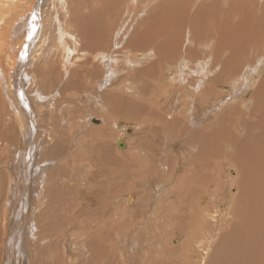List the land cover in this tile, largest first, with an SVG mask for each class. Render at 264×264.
Instances as JSON below:
<instances>
[{"label":"rangeland","instance_id":"rangeland-1","mask_svg":"<svg viewBox=\"0 0 264 264\" xmlns=\"http://www.w3.org/2000/svg\"><path fill=\"white\" fill-rule=\"evenodd\" d=\"M0 1V106L4 104L6 108L3 111L0 107V120L15 124L13 130L19 135L5 155L0 146V179L5 178L0 191V264L11 233L8 232L12 227L10 221L15 223L18 218L12 216L17 203L9 193L10 187L16 189L11 179L17 178L11 155L20 144L24 148L20 126L26 121L20 125L15 117L1 78L6 80L14 71L17 52L28 35L22 33L12 40L13 24H18L33 8L40 9V37L34 40L25 68L15 73L24 71L23 85L33 103V143L38 145L35 151L41 157L37 159V155L32 162L36 166L38 161L39 170L34 171L36 179L30 185V212L25 222H29L31 229L28 232L23 228L20 235L23 250L19 251V264H195L196 253L199 257L202 246L210 243L211 228H203V224L214 222L216 212L221 216L228 213L234 204L228 194L237 195L239 188L233 145L224 142L220 157L209 152L210 166L206 169L205 157L198 156L199 144L189 142L188 134L199 122L201 127H208L210 123L219 132L230 130L229 135L243 140L250 131L260 138L258 150L264 153V119L262 126L254 127L259 123V116L255 114L258 112H253L254 106L245 104L261 84L264 64L255 69L246 64L248 60L255 64L254 54L245 57L241 72L244 71L245 82L251 86L244 89H239L244 81L242 75L222 81L220 71L213 72L215 65L222 62L221 56L214 61L207 58L212 70L208 75L191 71L187 73L189 78H184L179 73L181 68H172L164 60L162 64L166 66L160 70V78L146 76L141 73L155 60V55L150 60L147 53L122 52L124 46L115 45L111 49L118 52L114 54L117 57L103 51L107 60L99 62L91 52L100 48L87 43L89 34L82 33L88 22L101 23L105 31L106 26L105 35H116L119 26L126 22L133 27L129 11L137 15L134 7L140 3L134 4L132 0L121 3L118 0L108 5L107 0H63L65 4L61 0ZM259 1L262 0L256 3ZM79 2L81 8L76 13ZM118 11L128 21L122 22L121 16L116 17ZM261 12L262 9L258 10L259 15ZM73 13L78 14L77 18ZM108 24H113L114 32ZM120 41L121 38L116 42ZM65 49H71L69 57ZM199 59L194 63L195 68L206 69L208 62L201 64ZM97 67L103 69L102 74L94 73ZM45 69L49 72L45 73ZM112 70H115L113 79L103 76ZM137 74L140 75L135 77ZM183 78L187 81L183 82ZM99 80L105 81L104 86H97ZM119 81L128 91L124 85H117ZM232 81L241 83L233 87ZM188 82L191 84L184 88ZM117 90L121 95L115 104L110 97ZM129 96L135 101L130 102ZM196 98L202 102V110L195 107ZM142 99L147 108L133 107ZM123 107L128 112L124 113ZM209 113H212L210 117ZM93 118L99 123L93 122ZM172 120L177 122L174 128ZM214 122L219 123L212 127ZM4 124L0 125V132ZM182 128L187 130L184 132ZM121 138L129 144L127 149L117 146ZM191 173L188 183L185 174ZM207 173L213 174L210 189H214L213 184L218 187L202 199L206 215L193 213L195 227L188 222L189 210H185L186 190L196 184L203 198ZM181 213L187 217L184 219ZM31 216L34 221L30 220ZM215 240L206 263L202 264L208 263ZM189 242L191 245H186ZM196 264H201L200 260Z\"/></svg>","mask_w":264,"mask_h":264},{"label":"bare ground","instance_id":"bare-ground-1","mask_svg":"<svg viewBox=\"0 0 264 264\" xmlns=\"http://www.w3.org/2000/svg\"><path fill=\"white\" fill-rule=\"evenodd\" d=\"M61 1V3H64L63 0ZM117 1L118 0H107L106 5L115 4ZM121 1L122 0H120L119 3H121ZM132 1L134 4L140 3V6L134 7V12L137 13V15L129 11L133 27L130 26L131 24H127L126 21H128V19L123 18L122 13L118 11L116 17L121 16L122 22L126 23L119 26L117 32L115 31L116 35H112V33L111 35H105L108 33V28L105 26V31L101 23L88 22L85 25V29L82 30L84 36L89 34L87 43L92 45V47L100 48V50L95 49L92 50V52L90 51L93 53L92 56L99 59V62L101 59H103V61L107 60L106 55L103 56V51L112 55L118 54L117 51L113 52L114 50L111 48L115 45H119V47L124 46V49H121L122 52L130 53L135 51L139 52V54L140 52L141 54L147 53L150 60L154 59L155 55V60L144 68L141 73L142 75L160 78V70H163L166 66L162 64V62L166 60L170 67L175 68L178 66L182 69V72L179 71L182 77L189 78L188 74L191 73V71L196 72L197 75H208L212 73L210 59L207 58H212L214 61L221 56L222 62L215 65V70L213 72L220 71L219 77L223 79L222 81L233 80L232 77L239 78L242 75L241 79H244V81L239 89L251 86V84L245 82L247 78L244 75V71L241 72L244 69L242 62H246V60H244L245 57L248 54H254L255 64L250 62V60H248L246 64L247 66H253L255 69L264 64V0L258 3H256V0H149V3H147L148 0ZM0 4H2L1 1ZM75 7V12L77 13L81 8V3H77ZM35 9H31L26 17L23 15L18 24L17 22L13 24V32L11 33L12 40H16L14 37L17 35L21 36L22 33L28 35L24 39V42L21 43L20 49L17 52L18 61L13 67L14 71L9 75V78L6 77V80L3 76L1 78L4 92L9 101L11 110L16 115L15 117L20 121V125H23V122L26 120L24 125L20 126L22 127L21 132L19 130L25 144L24 148H22L23 143L20 144L19 148H14L11 155L13 171L16 173V177L19 178L18 181L17 178L11 179L12 182L15 183L16 189L10 187L9 193L11 194L10 198L17 203L14 207L15 210L12 212V216H18V218L15 223L13 220L10 221L12 227L9 228L8 232L11 233L7 248L4 252L2 264H19V251L22 249L20 246L22 242L20 244L19 241L20 235L23 233V228L28 229V232L31 229L29 222H25L26 216L30 212L28 202L29 194H31L30 185H32L31 183L36 179L34 177V171L39 170L38 161L35 163L37 167L32 165L34 157L36 159L38 155L35 151L38 145L33 143L35 132V124L32 121L34 117L33 103L25 85H23L26 81L22 77L24 71L22 74L15 73L25 68L34 47V40L40 37L39 34L42 28L40 9ZM261 9L262 12L261 15H259L258 10ZM114 11H116V7H114ZM37 12H39V14ZM72 15H76L77 18L78 14L73 13ZM99 25L102 28H100ZM108 25L111 26L110 28L114 32L112 28L113 24ZM123 25L124 27H122ZM119 38H121L122 41L116 42ZM110 39L114 40L112 44V41H109ZM63 43L65 44V42ZM84 44L86 46V43ZM66 51H68L67 56L69 57L71 49H65V52ZM197 59H199L200 63L208 62L206 69L198 68L197 70L195 68L194 63ZM99 65L102 66L101 64ZM114 71L115 70H112V72L108 74L106 72L103 76L105 75L106 78L108 77V79L111 80L115 77V75L112 76ZM48 72V69H45V73ZM94 73L100 75L103 73V69L97 67ZM139 75L140 74H137L135 77ZM184 78L183 82H186L187 80ZM178 79H180V77ZM5 81H8L7 85ZM259 82L261 83L260 86H258L256 90L254 89L255 92L251 95V98L245 101L248 107L254 106L253 112H258L255 114L259 116V123L256 126L254 125V127L262 126V119H264V73ZM104 83V80H99L97 86H101ZM234 83L235 81H232V86L234 85L233 87H237L241 82L238 84ZM190 84L191 83L188 82L184 88ZM204 84H206V82H204ZM117 85H124L123 87L128 91V87L121 81H119ZM210 91H213V89L210 88ZM116 92L115 95L110 97L111 102L116 101L115 99L121 95L119 90ZM129 101L134 102L135 100H132L129 96ZM195 103L197 105L195 107L199 110L203 109V104L200 99L196 98ZM135 106L148 107L144 104L143 99L142 101L138 100V103L133 107ZM0 107L3 108V111L4 109L6 111L4 104ZM124 108L125 107H123V111L126 113L127 109ZM117 111L118 109L116 110V114H118ZM156 111L159 119H161L160 110L157 109ZM211 114L212 113H209L208 117H210ZM93 122L99 123L95 118H93ZM3 123L5 124L3 132H0V146L3 147L2 155H5L7 149L10 148V144L12 145L18 141L19 135L16 133L17 131L14 132L13 130L15 129V124L6 120L5 122L0 120L1 126H3ZM171 123H173L172 128H174L177 122L172 120ZM217 123L219 122H214L212 127L216 126ZM209 124L210 123H208V127L206 125L201 127L200 122L195 124L196 128L188 134L189 142L191 140L199 144L198 156H200V158L203 156L205 157L203 162L204 168L206 169L210 166L208 158L209 152L217 154L220 157L222 156L224 142L233 145L232 150L235 149L236 152L234 161L238 171L237 185L239 193L232 196L228 194V197L231 198V202H234L232 208H229L228 213H223L221 216L220 212H216L214 213V217L216 218L214 222L210 224L207 223V225L203 224V228H211L210 243L208 245H201L203 247V252L199 255L200 258L196 253L194 258L195 264L198 263L199 260L201 264L203 262L206 263L209 248L217 237L215 233L218 234V242L215 240L217 243L215 242L216 245L213 248L212 255L207 264H264V153L258 150L260 138L257 137L258 135L255 136L249 131L246 135L247 139L243 140L235 137V135H229L228 133L231 132L228 131L230 130L227 131L226 129L225 131L219 132L218 128H211ZM243 124L240 126L244 127ZM182 126L184 127V125ZM262 129L264 130V126H262ZM186 130L183 129L184 132ZM261 134H263L262 131ZM171 143L173 145L174 141ZM117 146L121 149H127L129 144L125 138H121L117 142ZM40 157L41 155L39 154L37 159ZM191 175L192 173L185 174L188 183ZM212 178V173L206 174L203 198H201L202 191L196 184H194V187L186 190L188 205L185 210H189L188 222L195 227H197L194 222L196 215H193V213L195 212L196 214V212H200L202 216H205L206 209H202V199H206L211 193L213 194V191H217V189L215 190V188L218 187L217 184H213V190L209 187V182ZM4 183L5 178L0 179V191H2ZM218 193L221 194V191ZM189 206L194 207L192 209L187 208ZM181 216L184 219L187 217L185 213H181ZM30 220L34 221L35 218L31 216ZM186 245H191V243L189 242ZM170 263H172V261Z\"/></svg>","mask_w":264,"mask_h":264}]
</instances>
